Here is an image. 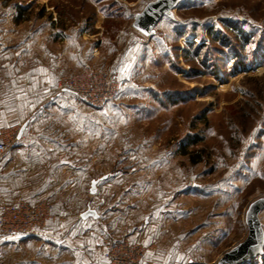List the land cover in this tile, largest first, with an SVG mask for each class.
Wrapping results in <instances>:
<instances>
[{
  "label": "rangeland",
  "instance_id": "rangeland-1",
  "mask_svg": "<svg viewBox=\"0 0 264 264\" xmlns=\"http://www.w3.org/2000/svg\"><path fill=\"white\" fill-rule=\"evenodd\" d=\"M151 1L0 0V84L9 49L15 77L63 53L79 67L59 79L85 67L116 74L114 100L82 101L76 130H93L99 181L72 206L100 215L94 238L141 230L176 264H217L264 197V0H179L148 38L132 21Z\"/></svg>",
  "mask_w": 264,
  "mask_h": 264
},
{
  "label": "crops",
  "instance_id": "crops-1",
  "mask_svg": "<svg viewBox=\"0 0 264 264\" xmlns=\"http://www.w3.org/2000/svg\"><path fill=\"white\" fill-rule=\"evenodd\" d=\"M3 54L11 56L12 68L0 84L7 88L5 94L4 90L0 93V128L25 122L27 126L16 144L0 155V210L19 200L32 204L54 200V213L65 215V220L51 221L29 235L0 234V264H106L99 250V236L94 238L93 233L100 215L80 217L90 207L88 201L80 203L84 204L80 209L72 206L73 199L83 198V184L94 180V158L89 156L93 130H76L78 114L87 105L75 103L69 94L51 92L59 76L78 65L68 64L65 53L51 61L46 56L37 65L30 63L22 77H15V49ZM16 86L24 88L18 97ZM135 231L138 234L132 238L150 248L146 260L152 264H176L168 259V249L158 247L150 236L145 238L141 230Z\"/></svg>",
  "mask_w": 264,
  "mask_h": 264
},
{
  "label": "built area",
  "instance_id": "built-area-1",
  "mask_svg": "<svg viewBox=\"0 0 264 264\" xmlns=\"http://www.w3.org/2000/svg\"><path fill=\"white\" fill-rule=\"evenodd\" d=\"M121 89L116 74L85 67L80 72L61 77L57 91L67 92L75 103L85 102L100 107L114 100ZM20 125H11L0 130V155H4L18 141ZM65 216L55 214L52 205L43 199L34 204L19 200L5 204L0 210V234L24 236L45 228L51 221H64ZM62 234V230H58ZM129 230L120 236L104 234L99 237V250L106 264H152L146 260L150 248L132 238Z\"/></svg>",
  "mask_w": 264,
  "mask_h": 264
},
{
  "label": "water",
  "instance_id": "water-1",
  "mask_svg": "<svg viewBox=\"0 0 264 264\" xmlns=\"http://www.w3.org/2000/svg\"><path fill=\"white\" fill-rule=\"evenodd\" d=\"M179 0H154L147 3L143 9L134 15L132 27L144 35L152 37L155 27L164 18H172V11ZM27 122L23 123L18 133V139L23 134ZM103 177L102 179H105ZM97 180H92L90 184V193L96 191ZM264 210V197L252 201L245 213L244 222L247 228L245 239L239 244L226 251L217 261V264H247L251 260L262 256L264 253V229L259 218L260 212ZM81 218H97L98 214L94 209H87L80 215Z\"/></svg>",
  "mask_w": 264,
  "mask_h": 264
},
{
  "label": "trees",
  "instance_id": "trees-1",
  "mask_svg": "<svg viewBox=\"0 0 264 264\" xmlns=\"http://www.w3.org/2000/svg\"><path fill=\"white\" fill-rule=\"evenodd\" d=\"M24 11L23 10H21L20 9V14H22ZM53 208V207H52ZM260 257V256H259ZM253 261H254V259L253 260H251L249 263H247V264H252L253 263Z\"/></svg>",
  "mask_w": 264,
  "mask_h": 264
}]
</instances>
